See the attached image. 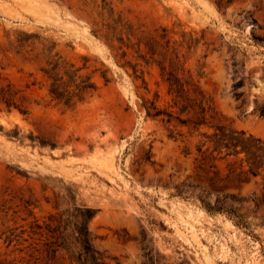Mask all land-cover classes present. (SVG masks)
Masks as SVG:
<instances>
[{
	"label": "rangeland",
	"instance_id": "rangeland-1",
	"mask_svg": "<svg viewBox=\"0 0 264 264\" xmlns=\"http://www.w3.org/2000/svg\"><path fill=\"white\" fill-rule=\"evenodd\" d=\"M128 29L131 43L150 36L167 59L177 47L184 76L212 97L213 122L264 140L255 108L264 104V0L221 10L212 0H0V94L26 111L0 96V264H77L84 206L95 210L90 241L110 264H264V175L238 179V158L202 155L197 132L145 115L142 97L158 93L163 105L166 84L156 63L116 39L127 43ZM57 57L96 85L70 107L51 97L42 71ZM202 200L224 202L245 225ZM58 222L67 249L36 260L46 225Z\"/></svg>",
	"mask_w": 264,
	"mask_h": 264
},
{
	"label": "trees",
	"instance_id": "trees-1",
	"mask_svg": "<svg viewBox=\"0 0 264 264\" xmlns=\"http://www.w3.org/2000/svg\"><path fill=\"white\" fill-rule=\"evenodd\" d=\"M212 1L219 10L226 8L234 2V0ZM162 30L166 31L165 28H162ZM93 33L99 37L96 31L93 30ZM127 33V43H124L122 36L116 39L121 45L124 44L126 47L136 45V51H139L138 57L145 63H156L166 84V95L168 98L163 105L157 104L158 93H155L152 99L142 97L145 115L159 119L168 125L185 126L189 132H197L204 138L197 147L198 152L202 155L207 153V157L211 158L216 156L221 159L229 157L238 158L240 170L235 173L238 179L242 178V176L244 179H247V175L249 174L253 176L264 175L262 173L264 170V140L243 129L237 130L227 125L213 122L215 111L212 97L202 90L199 83L191 75L184 76V68L179 64L177 47H174V56L167 59L164 51L158 52L157 41L152 37L148 36L143 40L139 38L136 43H131L130 36L132 32L128 29ZM183 42L185 41L182 40L180 43L174 42V44L182 46ZM166 43H169V40H166ZM141 44L147 48L145 53H141L140 51ZM146 53L149 54L148 57ZM121 55L125 56L126 52L122 51ZM156 55H159V58H155ZM48 65L49 67L42 69V71L51 79L49 93L53 99L65 106H73L77 101L84 99L85 92L96 88L95 82L92 81L90 75L78 74L79 68H74L72 63H68L60 57L50 58ZM123 65L130 66L135 78H141L146 88L142 69L137 68V64H133L129 60L123 62ZM175 66H178L177 71L174 70ZM178 71H181L183 75H179ZM103 77H105L106 81L108 80L105 74H103ZM241 83L242 81H239V84ZM0 96L7 106L14 105L21 113H26L25 110L10 102L9 96L6 97L2 93ZM255 108L259 110L260 114H264V104ZM203 127L212 128V131L202 130ZM169 136L174 137L172 130ZM203 145H206L205 149H202ZM244 165L246 169L243 168ZM202 202L208 210L226 211L237 218V223L245 225L246 222L243 220L242 214L237 212L236 209L226 206L224 202L215 201L213 204L206 200H202ZM94 212L93 208L87 206L76 207L78 223L75 225L74 230L78 235L81 250L77 254H70V256L77 264H110L105 256L93 247L89 238L88 222L94 215ZM34 226L42 228L37 222L34 223ZM46 229L49 235L41 243V247L35 248L37 252L36 260H41L42 254H44L45 260L53 259L60 247L67 249L66 227L64 225L62 226L60 222L52 227L47 224ZM34 233L42 235L41 230ZM49 238L52 239L50 240Z\"/></svg>",
	"mask_w": 264,
	"mask_h": 264
}]
</instances>
